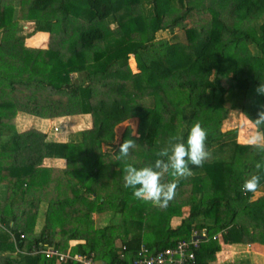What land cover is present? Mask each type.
<instances>
[{"label": "trees", "instance_id": "1", "mask_svg": "<svg viewBox=\"0 0 264 264\" xmlns=\"http://www.w3.org/2000/svg\"><path fill=\"white\" fill-rule=\"evenodd\" d=\"M18 3L16 11L12 0H0V183L10 180L0 201V264H74L15 252L41 245L62 250L70 240L85 241L75 253L93 252L111 264L130 261L141 245L173 247L202 228L207 241L194 252L197 263L215 260L217 233L224 244L264 246V170L258 190H241L264 152L239 142L237 128L220 131L230 112L249 121L264 105L254 91L264 83V0ZM22 21L33 24L31 33L23 34ZM176 28L180 38L157 39ZM36 33L48 34L45 48L24 44ZM18 112L42 119L90 115L92 127L76 142L45 141L36 129L15 132L9 121ZM132 118L136 137L127 127L114 145L115 126ZM196 122L208 133L210 154L194 166L196 175L179 179L163 207L135 198L124 187L125 165H154V153L177 142L174 137L186 142ZM125 139L138 147L118 160ZM101 145L112 150L102 152ZM46 158L65 159L66 167L38 229L44 198L29 193L38 179L54 174L41 167ZM105 211L115 218L96 228L94 214Z\"/></svg>", "mask_w": 264, "mask_h": 264}, {"label": "clouds", "instance_id": "2", "mask_svg": "<svg viewBox=\"0 0 264 264\" xmlns=\"http://www.w3.org/2000/svg\"><path fill=\"white\" fill-rule=\"evenodd\" d=\"M255 93L264 96V83H260L255 88ZM254 132L249 134L248 143L264 152V105L257 112L255 119H249ZM208 133L199 122L190 128L186 142H179L182 138L174 137L177 142L171 143L170 147H165L156 151L154 155V165L137 168L131 164L124 167L123 181L126 189H132L133 196L145 202H151L157 206H165L174 197L177 183L181 178L191 175L190 166L196 168L202 166L209 158L206 149ZM138 147L134 140L125 139L120 145L116 158L126 160L130 156V150ZM257 174H252L242 185V191L254 192L261 187V170H264V159L255 163ZM170 175L174 179L169 183H162L165 175Z\"/></svg>", "mask_w": 264, "mask_h": 264}, {"label": "crops", "instance_id": "3", "mask_svg": "<svg viewBox=\"0 0 264 264\" xmlns=\"http://www.w3.org/2000/svg\"><path fill=\"white\" fill-rule=\"evenodd\" d=\"M37 34H39L38 39L39 40L41 39L43 41V45L37 46V48H39V49L45 48L47 43H48V34L36 33V35ZM30 47H32V46H30ZM27 115H24V114H21V112H18L15 115V117L13 118V120L11 122L9 121V125L10 124L13 125L12 127L14 128L15 132L20 134V133L26 132L30 129H36L39 132L46 135L45 141L58 142V143L76 142L75 138H76V134H78V133L75 134L74 132L70 131V128L77 127V126H78L77 130H81V129H79L81 126H84V128H88L89 125L85 124V122L88 123V120H85V122H84L81 119V117H85V118L88 117V119L90 118V115H76V116H66V117H59V118H53V119H42L40 117L32 116L30 114L28 116ZM136 123L138 124V121H136ZM18 124H20V126H21L19 129L16 128ZM128 126H129L128 124L125 125L126 128ZM55 128L57 129L56 131H55ZM129 128L132 131L131 134H133V132L135 130H133L131 127H129ZM136 131H137V129H136ZM136 131H135V135H133V136H136ZM7 134H8V131L6 130V132L3 134L1 140H4V138H6L8 136ZM116 134H117V132H116ZM116 144H118L117 141H116ZM101 149H102V152H105L106 150H110V149L112 150V148L107 146V145H101ZM110 155L112 157L115 156L114 151H111ZM41 167L45 168V169H53L54 174L52 173L53 175H52L51 179H48L47 181L45 180V178L38 179L36 181V185H37L36 188L37 189H36V192L34 195L41 196L44 198V200H42V203L40 204V209H41L40 214L41 215L39 216V219H38V226H37L38 229L41 228V223L43 221L42 213L45 211L46 206H47L46 198L57 194L56 193L57 192L56 186H57L58 182H61V179L59 178V175H60L59 172H61L63 169H65L66 160L65 159H57V158H46L43 160ZM3 187L5 188V186H3ZM2 192H3V189H0V201H2L5 198V197H2ZM5 196H6V192H5ZM110 216H111L110 211L95 213L94 214V221H95L94 225H95V227L96 228L102 227L108 223L107 220L111 221L112 219L115 218L114 217V218L110 219L109 218ZM40 217H42L41 220H40ZM98 219H100V221H101L100 223L98 222ZM202 229H206V228H202ZM190 239H191V237H190ZM71 242L74 243L73 246L71 245ZM68 243L70 244L69 248H73L74 246H77V245H84L85 241L84 240H70ZM220 243H221L220 244V250L216 253L215 260L213 262L199 263V264H225V263L244 264L243 262H248V264H264L262 262V260H259V259L255 260L256 257L264 259V246L263 245L254 244V243L230 244L229 245V244H224L221 241H220ZM248 245H250V246H248ZM47 247H50V246H47ZM142 247L147 248L150 253L160 251V250H153L146 245H141L139 247V249L137 250L135 256L130 261H125V258H121V260L119 262H115L112 264H130L136 258L137 253L141 250ZM53 248H55V247H53ZM55 249L62 252L61 249H58V248H55ZM123 250H124V248H123ZM161 250H163V249H161ZM74 254H82V253L73 252L72 255H74ZM86 254L87 255L92 254L93 260L95 261L96 264H111L108 262H104V261L101 262V261L97 260V258L95 257V254L93 252L86 253ZM121 255L123 256V254H121ZM31 256H34V255H31ZM56 263H58V262L56 261ZM73 263L77 264L74 261H73Z\"/></svg>", "mask_w": 264, "mask_h": 264}, {"label": "rangeland", "instance_id": "4", "mask_svg": "<svg viewBox=\"0 0 264 264\" xmlns=\"http://www.w3.org/2000/svg\"><path fill=\"white\" fill-rule=\"evenodd\" d=\"M12 5H14L15 6V8L14 9H16V11H19V8H18V6H19V3H18V0H12ZM18 12H16L15 13V16H18ZM21 30L23 31V34H29V33H31L32 32V29H33V24L32 23H28V22H24V21H22L21 22ZM36 35V34H35ZM32 36L31 38H27V39H25V41H24V44L26 45V46H28V47H30V46H32L31 47V49H37V46H41V45H43V41L40 39H37V37L39 36V34H37L36 36ZM182 35V32H181V28H176V29H174V31L173 32H159L157 35H156V37H157V39H172V37H177V38H180V36ZM30 45V46H29ZM39 49V48H38ZM129 67L131 68V70L135 73V72H137V69H136V64H135V61H134V59H133V57H130V59H129ZM21 114H24V115H27V113H24V112H21ZM29 115V114H28ZM27 115V116H28ZM229 115L230 116H228V119H229V121L228 122H225L223 125H222V127L220 128V131H227V130H230V129H232V128H237L238 129V133H237V139H238V141L239 142H241L242 144H249L248 143V139H249V134L251 133V132H254L255 131V129L253 128V126H252V124L250 125V122L249 121H246V120H243V118L241 119V117H240V114L239 113H237V112H230L229 113ZM81 119L85 122V120H88V123H86L85 122V124H87V125H89L88 126V128H84V126H81L79 129H81V130H77L78 129V126L77 127H72V128H70V131H72V132H74L75 134L76 133H78V134H76V138H75V141H78V139H79V132L80 131H84V130H88V129H90L91 127H92V123H91V118H89L88 119V117L87 118H85V117H81ZM132 121V122H131ZM136 121H138L136 118H132V119H129V120H127V121H124V122H122V123H120V124H118L117 126H115V128H114V137H115V140H114V142H112V143H115L114 145H116V141L118 142V143H120V141H121V138H122V134H123V132H124V130H126V127H125V125H129L128 127H131L133 130H135L136 131V129H137V123H136ZM11 122V121H10ZM21 126H20V124H18L17 125V127L16 128H20ZM125 127V128H124ZM123 131V132H122ZM135 131L133 132V134L132 135H135ZM116 132H117V134H116ZM122 132V133H121ZM17 133V132H16ZM121 133V134H120ZM136 137V136H135ZM119 140H118V139ZM228 140L229 139H227L226 137L224 138V142L226 143V142H228ZM157 142L158 143H160V141H158L157 140ZM207 142V141H206ZM163 145H165V144H163ZM164 148L165 147H167V146H163ZM130 157V156H129ZM128 157V158H129ZM132 157V161H133V163L134 162H137V163H139L141 160H140V158H138L136 155H134V156H131ZM191 170L192 169H194V166H191V168H190ZM192 176L193 175H196V174H191ZM162 183H168L166 180H165V178L163 177V179H162ZM6 184V185H5ZM3 186H5V188L3 187ZM9 186H10V180H5V181H2L1 183H0V189H3V192H2V197H5V192L7 191V189H9ZM7 187V188H6ZM105 191V190H104ZM35 192L36 191H34V192H30L29 194L30 195H33V194H35ZM101 195H103V194H101ZM188 210H189V208L188 207H184V208H182L181 209V211H182V213L184 212V216H186L187 215V213H188ZM110 219H112L113 217L112 216H110L109 217ZM42 219V217H40V220ZM98 222L100 223L101 221H100V219H98ZM135 230V229H134ZM132 232H134V231H132ZM217 234H219V233H217ZM216 234V235H217ZM220 236H221V234H220ZM219 242L221 241L222 242V238H220V240H218ZM71 245L73 246L74 245V243H72L71 242ZM70 247V244L68 243V246L65 248V249H62V252H65V253H67L68 251H69V253L70 254H72L73 252H74V249H75V246L73 247V248H69ZM256 259H259V260H262V262L264 263V259L263 258H255V260ZM66 262H69V263H73V261H71V260H69V259H67L66 261H64V262H62V263H66ZM244 264H248V262H243ZM225 264H231V263H225Z\"/></svg>", "mask_w": 264, "mask_h": 264}, {"label": "built area", "instance_id": "5", "mask_svg": "<svg viewBox=\"0 0 264 264\" xmlns=\"http://www.w3.org/2000/svg\"><path fill=\"white\" fill-rule=\"evenodd\" d=\"M57 129L55 128V131ZM221 233L214 235L212 239L220 240ZM23 237V236H21ZM207 241V230L201 229L200 233L193 229L191 239L188 242L178 241L174 247L165 248L158 252L150 253L147 248L142 247L137 253L136 258L130 264H199L196 262L195 251L199 249L202 241ZM250 246V245H248ZM15 252H22L23 255L44 256L45 259H55L62 263L67 259L77 264H96L92 254H70L61 252L53 247L39 246L33 247L31 251H21L16 249Z\"/></svg>", "mask_w": 264, "mask_h": 264}]
</instances>
